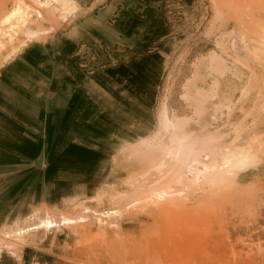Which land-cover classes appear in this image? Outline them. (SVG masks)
<instances>
[{
  "label": "rangeland",
  "instance_id": "374dc122",
  "mask_svg": "<svg viewBox=\"0 0 264 264\" xmlns=\"http://www.w3.org/2000/svg\"><path fill=\"white\" fill-rule=\"evenodd\" d=\"M162 2L175 39L142 136L102 138L83 198L0 228V264H264V0ZM71 3L0 0V69Z\"/></svg>",
  "mask_w": 264,
  "mask_h": 264
},
{
  "label": "crops",
  "instance_id": "0c3cea01",
  "mask_svg": "<svg viewBox=\"0 0 264 264\" xmlns=\"http://www.w3.org/2000/svg\"><path fill=\"white\" fill-rule=\"evenodd\" d=\"M75 1L0 69V228L83 198L99 140L150 119L175 39L162 0Z\"/></svg>",
  "mask_w": 264,
  "mask_h": 264
},
{
  "label": "bare ground",
  "instance_id": "6f19581e",
  "mask_svg": "<svg viewBox=\"0 0 264 264\" xmlns=\"http://www.w3.org/2000/svg\"><path fill=\"white\" fill-rule=\"evenodd\" d=\"M50 1V0H49ZM55 1V0H54ZM35 2V1H34ZM47 2V0H36V3H38L39 5H42V4H45ZM77 9V5L75 3H71L69 4L67 7H66V10L69 11V13H72L73 11H75ZM15 16H21L20 14V11L19 9H15L11 14H9L7 17H6V21L11 19L12 17H15ZM25 22V21H24ZM11 27V26H10ZM264 30V29H263ZM39 32L41 31H38L36 29H34L33 27H29L26 28L25 30V36H24V40L21 41V43L15 47L13 49V51L10 52V54L7 55L6 59L9 60V58L13 57L14 55H16L22 48H24L26 46L27 43H29L31 40H35L40 34ZM43 33V32H42ZM261 38V37H260ZM264 42V41H262ZM262 45L260 46H263L264 43H262ZM162 128L163 130H166L167 127H168V121L166 119V117L163 118L162 120ZM162 131V130H161ZM254 156V155H253ZM233 157V156H232ZM252 156H250V154L248 153H245L239 157H235L234 159H230V160H225L224 162V166H225V169L226 168H235V167H243L245 166L247 163H250L252 161ZM216 172V171H215ZM205 175V177H207L206 173H203ZM198 177V176H197ZM202 177V176H201ZM195 181L196 183L198 184V186H201V184L203 183V181H200L199 179L195 178ZM43 222V221H42ZM46 222V221H45ZM45 224V223H44ZM48 224V223H47ZM44 226V225H43Z\"/></svg>",
  "mask_w": 264,
  "mask_h": 264
}]
</instances>
